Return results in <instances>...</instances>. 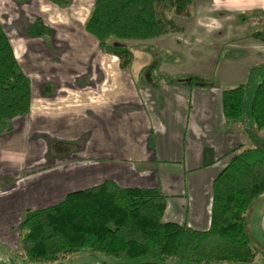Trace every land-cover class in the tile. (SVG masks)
I'll list each match as a JSON object with an SVG mask.
<instances>
[{
  "label": "crops",
  "instance_id": "obj_1",
  "mask_svg": "<svg viewBox=\"0 0 264 264\" xmlns=\"http://www.w3.org/2000/svg\"><path fill=\"white\" fill-rule=\"evenodd\" d=\"M93 4L0 0L31 93L28 113L0 134V248L9 257L19 255L26 211L105 181L158 190L164 222L206 231L214 179L250 147L225 120L222 92L264 63V0H192L185 14L168 16L180 32L130 41L139 49H129L127 69L85 31ZM246 228L264 250V196Z\"/></svg>",
  "mask_w": 264,
  "mask_h": 264
},
{
  "label": "trees",
  "instance_id": "obj_2",
  "mask_svg": "<svg viewBox=\"0 0 264 264\" xmlns=\"http://www.w3.org/2000/svg\"><path fill=\"white\" fill-rule=\"evenodd\" d=\"M191 3L94 0L84 29L127 69L132 52L123 42L180 32L167 12L185 14ZM30 101V81L0 24V134L11 132L10 121L26 115ZM222 111L228 123L240 126L250 147L234 151L214 179L208 230L164 222L166 197L158 190L121 189L105 181L71 193L57 205L26 211L17 227L20 256L31 264H53L88 250L140 262L253 264L261 249L247 231L246 216L264 196V63L252 68L241 85L223 90Z\"/></svg>",
  "mask_w": 264,
  "mask_h": 264
},
{
  "label": "rangeland",
  "instance_id": "obj_3",
  "mask_svg": "<svg viewBox=\"0 0 264 264\" xmlns=\"http://www.w3.org/2000/svg\"><path fill=\"white\" fill-rule=\"evenodd\" d=\"M170 13H174L173 11H168L167 16ZM122 43V42H121ZM124 46L127 49L137 51L139 49L138 46L131 45L129 42H123ZM20 255V249L18 251ZM12 256L9 257V254L6 250L0 248V264H31L28 262L22 263L21 256ZM51 264V263H46ZM53 264H176V263H155V262H140L137 260H124V259H115L113 257L92 253L88 250H80L78 253L67 257L66 259L60 260ZM253 264H264V250L258 254L256 260Z\"/></svg>",
  "mask_w": 264,
  "mask_h": 264
}]
</instances>
